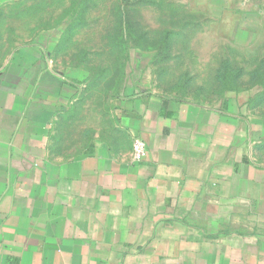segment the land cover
<instances>
[{
  "label": "crops",
  "instance_id": "0c3cea01",
  "mask_svg": "<svg viewBox=\"0 0 264 264\" xmlns=\"http://www.w3.org/2000/svg\"><path fill=\"white\" fill-rule=\"evenodd\" d=\"M238 2L234 34L247 36L258 0H201L219 20ZM41 51L0 41V264H264V124L248 121L250 97L129 92L110 116L78 110L75 126L72 84Z\"/></svg>",
  "mask_w": 264,
  "mask_h": 264
},
{
  "label": "rangeland",
  "instance_id": "374dc122",
  "mask_svg": "<svg viewBox=\"0 0 264 264\" xmlns=\"http://www.w3.org/2000/svg\"><path fill=\"white\" fill-rule=\"evenodd\" d=\"M229 5L219 20L201 0H22L0 5V41L39 45L51 70L72 84L75 126L84 124L78 110L110 116L114 98L142 91L208 105L237 92L250 97L248 121L263 126L264 15L246 18L249 34L237 35L241 4Z\"/></svg>",
  "mask_w": 264,
  "mask_h": 264
},
{
  "label": "built area",
  "instance_id": "2783aa9c",
  "mask_svg": "<svg viewBox=\"0 0 264 264\" xmlns=\"http://www.w3.org/2000/svg\"><path fill=\"white\" fill-rule=\"evenodd\" d=\"M133 155L137 162H141L147 157L146 143L141 138H136L134 141Z\"/></svg>",
  "mask_w": 264,
  "mask_h": 264
}]
</instances>
